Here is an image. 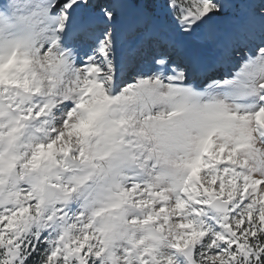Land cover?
<instances>
[{"label": "snow or ice", "instance_id": "snow-or-ice-1", "mask_svg": "<svg viewBox=\"0 0 264 264\" xmlns=\"http://www.w3.org/2000/svg\"><path fill=\"white\" fill-rule=\"evenodd\" d=\"M0 264H264V0H0Z\"/></svg>", "mask_w": 264, "mask_h": 264}]
</instances>
